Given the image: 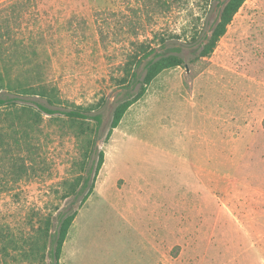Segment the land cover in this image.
Here are the masks:
<instances>
[{
	"label": "rangeland",
	"instance_id": "rangeland-1",
	"mask_svg": "<svg viewBox=\"0 0 264 264\" xmlns=\"http://www.w3.org/2000/svg\"><path fill=\"white\" fill-rule=\"evenodd\" d=\"M16 1L1 0L0 10ZM226 1H212L191 44L183 33L202 0L163 14L148 13L143 0H32L11 34L30 47L28 59L37 52L69 104L105 98L97 134L105 162L86 203L59 202L83 145L46 117L30 131L42 169L14 183L0 150V225L23 227L39 211L58 226L78 211L61 264H264V0H247L213 55L193 61ZM126 19L146 27L133 32ZM138 39L156 51L135 83L118 88ZM176 50L185 65L159 75L106 142L117 104L137 92L147 63Z\"/></svg>",
	"mask_w": 264,
	"mask_h": 264
},
{
	"label": "trees",
	"instance_id": "trees-1",
	"mask_svg": "<svg viewBox=\"0 0 264 264\" xmlns=\"http://www.w3.org/2000/svg\"><path fill=\"white\" fill-rule=\"evenodd\" d=\"M143 1L148 13L153 11L163 14L182 5V0ZM202 1L201 14L192 15L183 33L191 44L199 41L202 20L208 14L213 0ZM246 1L225 2L211 33L206 36L193 61L213 55L227 33L228 26ZM31 4L32 0H17L0 10V17L3 16L0 20V150L4 153L2 161L8 166L5 174L18 183L30 175V170L34 172L37 167L43 168L45 160L40 158L41 147L33 141L30 131L38 128L46 117L51 121L56 120L61 122L62 127L72 130L83 145L81 159L75 164L76 176L62 182L58 200L63 202L82 197L84 204L93 195L105 162L104 151L97 149V134L103 123L101 110L106 100L101 98L89 106L69 104L61 97L59 87L46 79L45 69L36 58L37 52H30L32 58L28 59L26 52L30 47L16 41L11 34V25L23 17ZM125 23L133 32L146 27L143 19H126ZM160 41L165 46L167 38L162 36ZM153 43L139 39L131 43L121 76L114 80L116 87L125 88L135 83L137 68L156 51ZM20 57L25 60L24 63ZM183 65L185 60L179 50L151 59L146 65L143 79L137 81V92L117 104L106 142L129 109L147 94L153 81L163 72ZM94 156L96 159H93ZM77 215L78 211H74L62 216L57 226L53 213L34 211L25 219L23 227L0 225V264H61L64 246Z\"/></svg>",
	"mask_w": 264,
	"mask_h": 264
}]
</instances>
